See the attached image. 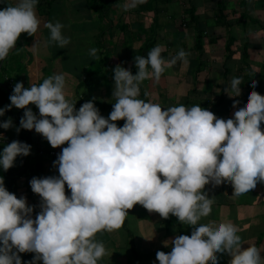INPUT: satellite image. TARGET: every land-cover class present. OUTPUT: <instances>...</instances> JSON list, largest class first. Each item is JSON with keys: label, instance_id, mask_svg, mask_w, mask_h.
Segmentation results:
<instances>
[{"label": "clouds", "instance_id": "1", "mask_svg": "<svg viewBox=\"0 0 264 264\" xmlns=\"http://www.w3.org/2000/svg\"><path fill=\"white\" fill-rule=\"evenodd\" d=\"M143 2L133 0L123 8L127 11ZM37 3L17 0L15 6L0 9V61L22 33L38 32ZM44 27L50 31V43L59 48L70 43L62 35L61 23L47 22ZM97 52L92 48L89 55L97 58ZM161 52L156 46L147 58L135 56V75L119 65L114 68L116 99L107 119L91 100L76 110L66 99L62 74L28 88L20 82L14 85L10 105L0 108V116L11 107L24 109L20 128L34 129L52 148L67 146L53 162L58 177L30 180L31 191L41 198L35 219L33 207L10 193L0 178V264H22L20 253H34L31 264H98L107 251L96 234L118 230L136 204L193 227L190 236L178 235L171 241L170 252H156L159 264H218L217 253H227L228 264H264L260 248L241 249V237L231 222L215 227L199 223L210 215L214 202L202 191L205 185L229 182L232 196L239 197L258 181L264 183V95L251 91L245 105L227 120L200 105L162 108L146 102L138 98L140 83L159 82L177 61L188 62L182 49L170 60ZM241 84L240 78H232L233 94L228 95L238 97ZM30 104L38 109L39 118L27 107ZM238 104L233 101L234 108ZM120 120L122 127L116 123ZM10 127V118L0 122V128ZM29 152V145L11 142L0 152V168L7 171L17 156ZM65 185L70 195L65 194Z\"/></svg>", "mask_w": 264, "mask_h": 264}, {"label": "crops", "instance_id": "2", "mask_svg": "<svg viewBox=\"0 0 264 264\" xmlns=\"http://www.w3.org/2000/svg\"><path fill=\"white\" fill-rule=\"evenodd\" d=\"M3 1L0 9L17 3ZM132 2L110 0L104 6L90 0H38V32L33 36L22 33L15 48L0 61V108L6 107V100L10 103L9 96L17 82L28 88L62 74L66 99L75 103V109L91 100L104 105L95 107L106 118L116 99L112 96L114 68L119 65L132 74L135 56L147 58L156 46L161 47L165 60L181 49L188 54L186 64L177 61L165 70L159 82L146 79L140 83L149 102L162 108L200 105L227 120L245 105L251 91L264 95V0H144L125 11L123 6ZM47 22L63 25L62 35L70 39L65 48L49 42L50 31L44 27ZM92 48L98 49L97 58L89 55ZM234 77L242 80L238 97L229 96L233 94L230 81ZM234 100L239 101L235 108ZM27 107L39 118L32 104ZM15 112L12 108L0 116V122L12 120L9 129L0 128V139L14 136L17 131ZM116 123L122 127L124 121ZM261 130L264 132V123ZM28 131L33 139L31 152L37 146L55 152L43 158L42 170L58 177V166L53 162L67 144L52 148L34 129ZM4 147L0 142V152ZM29 178L17 177V193L33 207L35 219L41 211V198L29 196L25 188ZM202 191L214 202L210 215L199 223L215 227L231 222L241 237V249L255 245L264 259V183L258 181L254 189L239 197L232 196L229 182L219 186L209 183ZM65 194L70 195L66 185ZM127 213L118 230L96 234L95 239L107 251L98 264H159L157 251L170 252L176 236H190L193 231L192 226L179 222L166 226V219L139 204ZM216 255L218 264H228L231 259L227 253Z\"/></svg>", "mask_w": 264, "mask_h": 264}, {"label": "trees", "instance_id": "3", "mask_svg": "<svg viewBox=\"0 0 264 264\" xmlns=\"http://www.w3.org/2000/svg\"><path fill=\"white\" fill-rule=\"evenodd\" d=\"M92 3L93 2H101V4H103L104 6L108 4V2L110 0H90ZM163 57V55H162ZM138 69L136 68L135 65L132 66V74L135 75L137 73ZM140 88V95H139V99H143L146 102H149L147 95L144 93V88L143 86L139 85ZM12 93H10L11 95ZM6 102V106L10 105L7 104L8 100L5 101ZM95 106L97 107H102L104 105L97 103V102H93ZM208 104V101H207ZM15 108V107H11ZM103 109V108H102ZM15 113L13 115L14 119L18 121V128H20V119L23 116L24 113V109H17L15 108ZM108 117H106L107 119ZM6 137V136H5ZM8 139L7 142H3L2 138L0 139L1 143H4L5 146L10 144L13 141H19L21 143L27 144L30 147L32 146L33 143V139L31 138L30 132L28 130L22 129L20 128V130L17 132H15L14 136L11 137H6ZM40 150H43L44 153L41 154ZM50 149H46L45 147H41V146H37L34 149V152H29V155L27 156H17L15 161H14V165L13 167H11L10 169H8L7 171H4L2 168H0V178H3L4 181V186L6 187V189L10 192L16 195L17 198H20L18 193H17V184H16V179L19 175H25V176H30L29 179H27L26 184H25V188L27 190V192H29V196L35 197L37 196V194H34L31 191V187H30V180L35 177V178H45V177H50V175L44 174L43 170H42V161L43 158H45V156H54V155H50L48 153ZM31 194V195H30ZM34 213H37V210H34ZM173 223H178L177 218L175 216H172L171 214L169 215V217L166 219V226H170ZM20 255L21 258V262L22 264H30L31 260L33 259L34 253H20L18 254Z\"/></svg>", "mask_w": 264, "mask_h": 264}, {"label": "built area", "instance_id": "4", "mask_svg": "<svg viewBox=\"0 0 264 264\" xmlns=\"http://www.w3.org/2000/svg\"><path fill=\"white\" fill-rule=\"evenodd\" d=\"M33 106H34V111L39 115L38 109L36 108L35 105H33ZM2 141H3V142H7L8 139H7L6 137H4V138H2ZM40 153L43 154L44 151H43V150H40ZM48 153H49L50 155H55V152H54L53 150H49Z\"/></svg>", "mask_w": 264, "mask_h": 264}, {"label": "water", "instance_id": "5", "mask_svg": "<svg viewBox=\"0 0 264 264\" xmlns=\"http://www.w3.org/2000/svg\"><path fill=\"white\" fill-rule=\"evenodd\" d=\"M0 3H1V4H4V3H5V1H3V0H0Z\"/></svg>", "mask_w": 264, "mask_h": 264}, {"label": "rangeland", "instance_id": "6", "mask_svg": "<svg viewBox=\"0 0 264 264\" xmlns=\"http://www.w3.org/2000/svg\"><path fill=\"white\" fill-rule=\"evenodd\" d=\"M97 64H99V63H97Z\"/></svg>", "mask_w": 264, "mask_h": 264}]
</instances>
